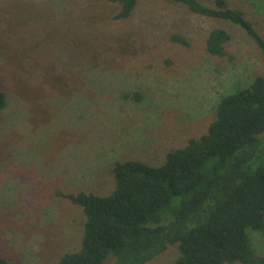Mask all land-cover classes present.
Returning a JSON list of instances; mask_svg holds the SVG:
<instances>
[{"label":"rangeland","instance_id":"obj_1","mask_svg":"<svg viewBox=\"0 0 264 264\" xmlns=\"http://www.w3.org/2000/svg\"><path fill=\"white\" fill-rule=\"evenodd\" d=\"M227 1L264 37V0ZM117 9L0 0V254L9 264H53L79 248L82 209L58 192L108 193L116 160L159 163L206 131L220 96L264 75V56L236 25L168 0H138L123 20L111 18ZM216 26L231 34L230 58L204 49ZM248 232L264 255L263 236ZM176 254L168 246L143 264Z\"/></svg>","mask_w":264,"mask_h":264},{"label":"trees","instance_id":"obj_2","mask_svg":"<svg viewBox=\"0 0 264 264\" xmlns=\"http://www.w3.org/2000/svg\"><path fill=\"white\" fill-rule=\"evenodd\" d=\"M113 20L130 16L138 0H107ZM191 13L236 25L264 56V37L227 0H168ZM230 32L211 28L207 53L228 56ZM170 40L189 46L172 34ZM230 58V57H229ZM6 103L0 89V110ZM105 194L58 192L84 215L79 248L53 264H143L175 245L171 264H264L248 229L264 238V75L256 73L218 99L204 133L169 148L159 163L116 160ZM0 264H9L0 254Z\"/></svg>","mask_w":264,"mask_h":264}]
</instances>
